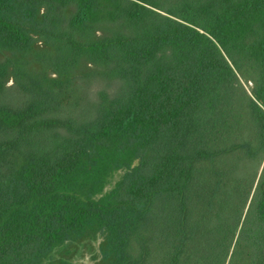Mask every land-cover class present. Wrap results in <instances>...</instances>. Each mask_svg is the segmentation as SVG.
<instances>
[{
  "label": "trees",
  "instance_id": "trees-1",
  "mask_svg": "<svg viewBox=\"0 0 264 264\" xmlns=\"http://www.w3.org/2000/svg\"><path fill=\"white\" fill-rule=\"evenodd\" d=\"M8 92L0 264H264V0H0Z\"/></svg>",
  "mask_w": 264,
  "mask_h": 264
},
{
  "label": "rangeland",
  "instance_id": "rangeland-1",
  "mask_svg": "<svg viewBox=\"0 0 264 264\" xmlns=\"http://www.w3.org/2000/svg\"><path fill=\"white\" fill-rule=\"evenodd\" d=\"M240 82L244 89L250 93L251 83L242 79H240ZM8 85H10V82ZM85 87V93L80 86L63 89L59 93L60 106L57 114L74 118L87 115L93 94L98 90L99 85L88 81ZM9 98H13V95L10 92L4 93L0 96V101H6ZM122 175L123 171L115 172L107 181L105 191L112 190ZM100 242L101 237L99 235L87 237L83 241L67 242L55 248L43 264H98L100 258L98 246Z\"/></svg>",
  "mask_w": 264,
  "mask_h": 264
}]
</instances>
